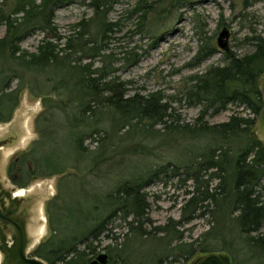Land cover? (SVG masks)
Instances as JSON below:
<instances>
[{"label":"rangeland","instance_id":"1","mask_svg":"<svg viewBox=\"0 0 264 264\" xmlns=\"http://www.w3.org/2000/svg\"><path fill=\"white\" fill-rule=\"evenodd\" d=\"M89 1L70 0L55 10L54 24L60 36L58 41H53L57 49H63L66 39L76 34L80 21L92 16ZM137 4L138 0H116L106 12L113 25L103 44L105 52L112 55L114 74L129 81L128 94L159 92L162 101L170 107L168 112L172 113L168 123L192 126L203 105L188 103L185 88L210 66L225 64V52L244 55L255 50L253 38H264V0H142L146 7L134 11ZM144 11L146 14L142 16ZM223 27H227L230 33L228 51H222L216 45L217 34ZM4 31L5 25L0 24V38ZM43 35L37 31L26 36L19 43L20 48L37 51ZM208 42L214 44L215 52L197 62L195 56L200 46ZM83 61H93V67L100 65L99 57ZM8 66L19 70L17 63L8 62L6 69ZM27 77L22 81L20 99L10 118L0 122V137L16 136L17 141L19 136H24L23 143L0 160V182L5 190L16 189L13 191L19 202L16 213L26 221L30 255L37 256L35 248L49 238L66 240L67 243L76 241L87 228L89 230L99 221L106 220V214L113 211L115 203L110 199L116 185L146 169L165 166V172L157 174L142 188L148 205L144 216L147 219L139 233L129 231L122 218H112L113 221L107 223L109 229L94 241L98 244L95 255L106 252L107 264H190L200 253L188 256L181 248H197L203 244L220 248L227 242L234 248L236 261L248 257L245 254L247 249L242 250L244 244L236 238L235 220L223 210L220 217L225 214L224 220L216 222L211 212L215 206L210 200L201 202L207 206L197 212L199 215L177 222L186 200L195 190L202 192L208 187L214 191L218 184V179L210 176L212 169H196L198 182H195L189 178L183 165L190 162L196 165L205 146L216 141H211L208 136L180 138L166 132L163 124L150 129L146 138L139 133L125 134L124 129L119 131L120 128L113 134L106 117L95 120L87 117L88 123L80 121L79 129L83 134L91 132V135L83 140L86 152L75 159L69 146L73 141L69 138L66 114L60 111L59 117L56 113L52 116L50 107L53 103L44 102L45 99L58 101L53 88L60 92L63 89L61 81L52 74L43 73L38 78L46 81L45 87H40L43 83L37 85L35 79ZM19 82L18 78H13L10 86L14 88ZM35 85L44 92L31 91ZM233 115L252 116L242 105L230 103L217 111L208 109L200 121L216 124ZM44 127L45 137L41 135ZM255 132L253 127L249 133ZM48 136L57 139L53 149L62 156L68 153L70 158L58 161L56 166L43 165L34 169L33 158L39 157L40 151L44 152L43 145L50 144ZM38 140L42 141L40 151L38 154L30 152L33 154L24 161V165L33 169L35 174L24 176L26 184L19 186L11 180L8 165L23 152L33 149ZM216 144V154L220 152L219 147L235 150L236 146L234 143ZM7 147L1 149V155ZM20 189L24 191L19 193ZM216 191L220 192L219 189ZM256 191L261 194L264 205V176ZM39 226L38 237L31 236L32 227ZM260 232L264 233V221ZM76 244L80 249L84 247L83 243ZM174 258L177 261L172 262Z\"/></svg>","mask_w":264,"mask_h":264},{"label":"trees","instance_id":"2","mask_svg":"<svg viewBox=\"0 0 264 264\" xmlns=\"http://www.w3.org/2000/svg\"><path fill=\"white\" fill-rule=\"evenodd\" d=\"M68 1L70 0L0 2V24L5 25L4 34L0 38V122L7 121L18 104L24 78L30 76L35 79V84L43 83L40 87H45L46 81H40L38 76L48 73L59 78L63 89L59 92L56 90L58 88H53L59 97L58 101L51 102L52 99H45L44 102L53 103L50 107L52 116L55 113L58 115L60 111L66 114L69 138L73 141L69 146L75 159L86 152L83 140L91 135V132L83 134L79 129L80 121L88 123L87 117H93L94 120L106 117L113 134L120 128L119 131L124 129L125 134L139 133L146 138L150 129L163 124L166 132L180 138L208 136L216 143H234L235 150L232 147L230 149L219 147L218 154L216 143L207 144L199 160L195 162L196 165L192 162L183 164L189 178L195 182H198L196 175L198 171L212 169L210 176L217 178L218 184L213 188L214 191H210L208 187L202 192L195 190L186 200L181 219L177 222H185L199 215L197 212L207 206L201 202L210 200L215 206L211 212L216 222L224 220L225 214L220 217L223 210H227L228 215L235 220L238 230L236 238L244 244L242 250L247 249L245 254L248 257L243 256L242 260L236 261L234 248L232 249L227 242L220 248L203 244L197 248L181 250L188 256L197 252L202 254L212 250H225L230 254L232 264H263L264 233L260 232V229L264 221V205L256 186L264 176V143L249 132L255 127L256 118L263 105L258 79L264 73V38L261 36L253 38L255 50L251 53L237 55L230 51L225 52V64L212 65L204 73L193 78V83L185 88L186 101L201 104L203 107L192 126L168 123L172 113L168 112L170 107L162 101L163 97L159 92L128 94L129 81L121 80L114 74V68L111 66L112 55L105 52L103 41L113 25L108 20L106 12L116 0H90L92 16L80 21L76 34L66 39L63 49H57V44L53 41H58L60 36L54 24L55 10ZM143 7L146 6L142 4V0H138L134 11ZM145 14L146 11L142 16ZM37 31L44 34L37 51L22 50L19 46L21 40ZM215 50L212 42L205 43L200 46L195 59L200 62ZM95 57H99V66L93 67V61H83L85 58ZM8 62L17 63L19 70L8 66L7 69L11 71L9 72L5 67ZM13 78L20 81L14 88L10 86ZM32 90L44 92L36 85L31 87ZM230 103L242 105L252 116L233 115L227 121L216 124L200 121L208 109L217 111ZM90 113L91 116H88ZM45 130V127L44 131L41 130L44 137ZM48 137L51 141L50 144L43 145V153L39 150L42 141L38 140L33 149L23 152L9 163L8 174L13 183L24 186L26 179L23 177L35 174L33 169L30 170L24 165L28 156L33 154L30 152L35 154L40 151L39 157L33 158L34 169H39L43 165L53 166L58 161L62 162L64 158H70L68 153L62 156L61 152L53 149L57 143L55 136ZM161 172H165V166L149 168L126 178L116 185L114 196L110 199L114 200L115 208L106 214V220L99 221L89 230L87 228L88 231L86 230L85 234L72 243L49 238L40 243L34 253L44 258L48 264H90L98 246L94 241L109 229L108 221H113L116 217L122 218L129 231L139 233L142 223L147 219L144 216L148 205L147 196L142 188ZM47 174L52 172L44 175ZM217 189L220 192H217ZM76 242L83 243L84 247L78 248ZM175 261L176 258L172 260Z\"/></svg>","mask_w":264,"mask_h":264},{"label":"water","instance_id":"3","mask_svg":"<svg viewBox=\"0 0 264 264\" xmlns=\"http://www.w3.org/2000/svg\"><path fill=\"white\" fill-rule=\"evenodd\" d=\"M229 35L227 27H223L217 34L216 45L222 51L229 50ZM258 86L262 94L263 105L256 118V132L253 135L259 137L264 143V73L258 79ZM16 139V136L11 135L0 137V158L1 149L4 146H10ZM14 188L5 190L0 182V257H2L0 263L46 264L40 257L29 255L26 221L16 213L19 202L17 196L13 194ZM9 225L14 229L9 230ZM108 261L107 253L100 252L90 260V264H107ZM190 264H232V258L227 252L212 250L197 255Z\"/></svg>","mask_w":264,"mask_h":264},{"label":"bare ground","instance_id":"4","mask_svg":"<svg viewBox=\"0 0 264 264\" xmlns=\"http://www.w3.org/2000/svg\"><path fill=\"white\" fill-rule=\"evenodd\" d=\"M23 141H24V136H19L17 141H15L13 144H11L10 146H8L7 148H5L2 151V155H1V159L0 160H4L6 158V156H7V154L10 151H12V149H15L17 147V145H20V143H23ZM22 190L20 189L18 192L21 193ZM13 191H16V189H13ZM40 231H41V227L40 226L39 227H32V229L30 230V235L34 236V237H38Z\"/></svg>","mask_w":264,"mask_h":264},{"label":"flooded vegetation","instance_id":"5","mask_svg":"<svg viewBox=\"0 0 264 264\" xmlns=\"http://www.w3.org/2000/svg\"><path fill=\"white\" fill-rule=\"evenodd\" d=\"M15 195H16V194H15ZM12 227H13V226H12ZM12 227L9 225V227H8V228H9V230H12V229H14V228H12ZM9 230H8V231H9ZM9 242H10V239H9ZM29 255H30V254H29Z\"/></svg>","mask_w":264,"mask_h":264}]
</instances>
